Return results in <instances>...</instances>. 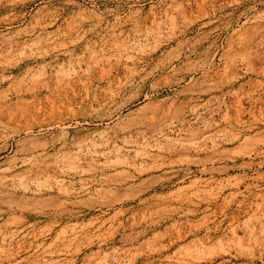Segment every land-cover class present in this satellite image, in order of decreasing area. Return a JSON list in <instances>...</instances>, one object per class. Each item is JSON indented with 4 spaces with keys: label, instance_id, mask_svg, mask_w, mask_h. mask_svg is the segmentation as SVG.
I'll return each instance as SVG.
<instances>
[{
    "label": "rangeland",
    "instance_id": "rangeland-1",
    "mask_svg": "<svg viewBox=\"0 0 264 264\" xmlns=\"http://www.w3.org/2000/svg\"><path fill=\"white\" fill-rule=\"evenodd\" d=\"M0 0V264H264V0Z\"/></svg>",
    "mask_w": 264,
    "mask_h": 264
},
{
    "label": "bare ground",
    "instance_id": "bare-ground-1",
    "mask_svg": "<svg viewBox=\"0 0 264 264\" xmlns=\"http://www.w3.org/2000/svg\"><path fill=\"white\" fill-rule=\"evenodd\" d=\"M196 0H184L183 1V4H184V7L188 8V9H193L194 8V5H195V2Z\"/></svg>",
    "mask_w": 264,
    "mask_h": 264
}]
</instances>
